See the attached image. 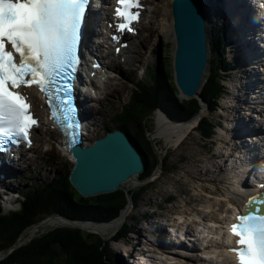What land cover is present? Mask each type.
I'll use <instances>...</instances> for the list:
<instances>
[{
    "label": "trees",
    "instance_id": "obj_1",
    "mask_svg": "<svg viewBox=\"0 0 264 264\" xmlns=\"http://www.w3.org/2000/svg\"><path fill=\"white\" fill-rule=\"evenodd\" d=\"M214 53L223 50L222 41H210ZM164 55L159 66L150 74L146 82H139L131 88V97L110 118L104 133L120 130L126 134L132 146L140 154L143 171L138 178L144 181L158 168H163L167 155L157 156L153 142L147 136L144 117L155 112L163 113L175 123L187 122L201 110L197 98L182 99L179 91L173 87L166 70ZM226 60H216L211 65L209 76L201 88L200 97L209 106L210 111L218 104L223 93L221 72L227 67ZM138 111L144 113L140 118ZM208 117L200 119L198 129L201 138L213 132V122ZM129 125H134V132ZM112 127V128H111ZM105 135V134H104ZM69 172L57 175L39 185L24 187L19 207L14 212H0V264H122L121 258L110 253V243L127 239L132 233L129 224L122 227L109 240L80 229L58 226L52 228L22 245L18 238L33 225L49 217H62L74 222L108 223L119 216L127 204L121 191L99 195L92 198L81 197L70 185ZM146 185L130 196L133 205L142 200ZM29 227V228H28Z\"/></svg>",
    "mask_w": 264,
    "mask_h": 264
},
{
    "label": "snow or ice",
    "instance_id": "obj_2",
    "mask_svg": "<svg viewBox=\"0 0 264 264\" xmlns=\"http://www.w3.org/2000/svg\"><path fill=\"white\" fill-rule=\"evenodd\" d=\"M87 0H0V148L28 140L37 121L30 114L21 87L36 86L46 98L50 118L74 141L75 120L71 81L75 77L80 28ZM118 30L131 31L138 20L139 0H118ZM115 39V37H114ZM10 45L11 50H7ZM71 142V141H70ZM264 187V185H262ZM264 196L248 202L244 215L231 225L237 237L238 264H264Z\"/></svg>",
    "mask_w": 264,
    "mask_h": 264
},
{
    "label": "rangeland",
    "instance_id": "obj_3",
    "mask_svg": "<svg viewBox=\"0 0 264 264\" xmlns=\"http://www.w3.org/2000/svg\"><path fill=\"white\" fill-rule=\"evenodd\" d=\"M171 2L172 0H158L157 5L159 7V11L157 9L156 11L161 19L162 26H160V32L156 34L159 35L160 33L161 36L153 38L151 46L146 49L144 61L136 63V65L138 66V70L135 71V68L131 67L129 72L126 73V77L131 78L124 81H122L121 79L122 83L120 86V90L114 92V90L116 89L113 86L107 94L109 96H113L104 97V95H102L104 97L102 102H100L98 106H94V108L98 110V113L92 115L91 117L93 127L92 130L87 133V137L84 139L85 144H92L96 139L103 137L105 128H108L110 126L108 125L109 118L116 111L120 112V107L127 103L131 97V86H129L128 83H136L138 81L144 80V68L146 66L148 67L151 65L156 66V64L158 63L157 60L159 59L158 53L160 54V56L164 55V58L166 59V70L169 75L168 78L172 86L175 87L172 64V52L173 50H175V44L166 39L165 32L163 31V26L166 25V21L167 24H169V21L166 19H168L170 15ZM208 28L211 29L210 38L213 42H216L218 32H215L213 30L211 23L208 24ZM145 34V29H142L141 35L138 40L141 41ZM158 43H160V46L162 47L161 49ZM229 56L230 54L227 53L225 58H228ZM215 62L216 56L213 50L211 65ZM207 75L208 73L205 74L204 78H206ZM223 84L228 85V80L226 79ZM222 98L225 103H230L231 101V99L227 96H222ZM220 104H222V101L220 102ZM138 112L139 117L143 118L144 113L142 111ZM220 112L225 116L228 114L224 111ZM208 114L209 112L206 109L205 113L202 116H208ZM218 114L219 111L211 113L210 119H213L215 122L218 121ZM158 115V112H155L151 115L144 117L143 120L147 130L146 134L149 140L153 142L157 156L162 158L164 155H167V162L165 163L164 167L161 168V170L158 169L144 181L138 182V184H132L127 182L128 184L125 183L123 185L125 192H136L140 187L144 186L145 184H148L146 185V191L143 194L142 200L138 202L135 206L132 205V210L129 212V217L126 220V223H128L132 228L134 227V229H132V233L128 235L127 239L122 240L121 243H110V253L115 258H121L123 262L124 258L122 254L123 252L126 253L129 249V245L127 244H132L136 248L147 246L145 245V243H142L144 239H142L141 235L146 234V231L143 230L144 228H151L150 226H148L149 221L151 222V220H153L154 218L166 219L171 211L175 217H178L183 212L187 211L184 207H182V204L188 201L192 196L194 198L195 194L200 192L204 196H207L208 191L203 192L202 187H200L199 185L201 181L194 182L193 176L202 172L206 167L210 166V156L215 152V150H222L225 153H228L229 150H231L230 146L223 147L224 144L222 142H218V138H220L221 141L229 140V137L223 135L222 133L218 132V135H215L213 137L212 141L217 142V146L213 149L208 141H203L200 138V132L197 128H193V130L188 131L185 136L180 137V132L168 128L169 126L167 124L159 126L156 123V117ZM129 126L131 131L134 132V125ZM50 146L53 148V150L47 151L48 146L38 145V147L32 150V153L27 155V157L29 159H32L34 163H31V165H33L31 169H26V171H23L21 169L20 171H18H22L26 175H28L29 178L25 182L20 180L18 181V177H20L19 174L21 173H16L12 177V181L10 182V184L15 191L23 187L42 184L43 182L48 181L57 175L71 171L73 163L71 162L69 156H66L60 151L55 139H51ZM47 156H49V162H47L46 166H44L43 160ZM215 186L217 185H212V187ZM220 188L222 194L225 195L226 192L224 191L223 187ZM168 197L174 198L168 204H165L164 200ZM19 200L20 199L15 200V204L13 206L7 205L0 195V205L4 206L3 210L0 208V212L4 214L7 212L16 211L18 209ZM9 207L13 208L14 211H7V208ZM179 207L180 209H177ZM217 214L218 212L214 210L213 212L207 214V219L200 218L198 219V221L201 222L200 224L207 223L211 219H214ZM48 222L49 221H44L40 224V226H35L27 229L21 235L19 239V244H24L25 242L30 241V239L39 236L42 233L56 226H61L60 224H47ZM119 228L109 231L102 235L100 233H93L89 231L85 232L89 234H96L102 237L104 240H109L112 236L115 235ZM206 253L211 255V249H208ZM172 258L177 263H182V259H177L175 257ZM213 258L216 259L218 257ZM217 260L220 261L219 259ZM140 261H142L141 258L137 260V262ZM186 263L194 264L192 261H188Z\"/></svg>",
    "mask_w": 264,
    "mask_h": 264
},
{
    "label": "water",
    "instance_id": "obj_4",
    "mask_svg": "<svg viewBox=\"0 0 264 264\" xmlns=\"http://www.w3.org/2000/svg\"><path fill=\"white\" fill-rule=\"evenodd\" d=\"M172 8L175 84L184 97L191 98L196 96L208 64L204 10L199 0H174ZM70 156L74 165L68 177L69 183L84 198L122 191V183L143 170L140 154L120 130L107 133L87 147L72 145Z\"/></svg>",
    "mask_w": 264,
    "mask_h": 264
},
{
    "label": "bare ground",
    "instance_id": "obj_5",
    "mask_svg": "<svg viewBox=\"0 0 264 264\" xmlns=\"http://www.w3.org/2000/svg\"><path fill=\"white\" fill-rule=\"evenodd\" d=\"M148 2H150V1H147L146 3H148ZM156 9H157L156 4H154V8L150 12L151 16L149 17L147 23L146 24H141V28L145 27L146 35L143 37V39L140 42V44L137 47H135V49H134V47H129V45H128L127 49L124 52H122L121 56H125L126 57V63H129L131 65V67L135 68V71H137V66H135V63H139V62H142L144 60L146 49L150 45V43L153 40V38L158 36V34H156V33L160 32L158 30L157 26L155 25L156 22L160 21ZM212 16H213V13H212L211 17ZM242 16H243V19L245 20V23L247 24V25H245V27L249 28V31L247 32L248 41L251 42V37H253L254 43L256 45H258V43L260 42L259 37L263 36L262 38H264L263 31H261V30L258 31V28H256V24L251 22V19L249 17V12L248 11L247 12L245 11L244 13H242ZM172 19H173V15H172V13H170L169 18L166 19V20H168L170 22ZM204 20L206 22V32H207V35H208V32H209L208 22H210V18H209L208 6L207 5L204 6ZM248 24H250V25H248ZM163 31L165 32L166 39H168L169 41H171L172 43L175 44L174 28H173L172 24L171 23L167 24V21H166V25L163 26ZM240 32L243 33V31H240ZM255 32H257V33L254 34ZM227 34H228L229 38L231 39V41H236L239 38L238 37L237 39L234 40V36H233L232 33H230V30H228V28H227ZM130 38L132 39V38H136V37L130 36ZM245 51L247 53V50H245ZM173 53H174V50L172 52V55H173ZM254 55H259V58H261V56H260L261 53H259V51H255ZM111 56H112L113 59H112V61L110 63H108V68H109L110 74L113 73V72H117V73H120L123 77H126V73H124L122 71L121 66L117 62H115V60L119 59V55L116 57V56L113 55V53H111ZM243 56H246V55H241L242 58H243ZM249 57H251V56L249 55ZM248 60L251 61V59H249V58H248ZM210 63H211V55L208 56V64H207V66H206V68L204 70V73L207 71L208 67H210ZM259 67H260V64L259 65H254L253 68H256L259 71V76L264 81V67H262V66L260 68ZM129 70H130V68H129ZM173 76H174V73H173ZM111 77H112V75H111ZM203 81H204V76H203V80L201 81V83L199 85L197 94L195 96V98H197V99H200V92H201V88H202L201 85H202ZM113 86H114V84H112L111 80H109L107 82V84L105 85V88H104L106 94H108V92L110 91V89H112ZM248 90H249L248 86L244 85V82H241L239 86L235 87V98H237L238 96L246 95V93H248ZM262 93H264V86H261L260 91L256 92V94H257V95H255L256 99H260L261 98L260 96L262 95ZM30 94H31V101H32V104H33V110L36 112V116H38L39 119H43L45 114H44V111L39 110L40 100L35 95L34 91L30 90ZM180 96H181V98H185L181 94H180ZM186 99H188V98H186ZM252 99H254V97ZM257 102H258V104L255 105L256 114H254L255 116H253V117L258 118L257 114H260L262 122H263V125H264V102H263V99H262V101H258L257 100ZM261 103L263 105H261ZM201 105H202V108H201L200 112L195 117H193V119H191V120H189V121H187L185 123L177 124V123L169 122L168 119L166 117H164V115L162 113H160V112H158L159 115L157 117L155 116L156 117V123L159 126L167 124L169 126L168 128H171L173 130H176V131L180 132V137H183V136H185V134L188 131H190L195 126L197 120L205 113L206 106H205V104L202 101H201ZM253 110H254V108H253ZM247 115L248 114H245V116H247ZM47 126H48V128H50V124H48ZM51 132H52L51 130H46L44 132V134H43V137H44V135H48ZM53 132L56 133L55 131H53ZM54 138H58V137H54ZM59 138L61 139L60 135H59ZM35 141H39L40 142L42 140L35 138ZM223 144H224V146H228V143H226V142L223 143ZM85 145H87V144H85ZM60 146L62 147L61 142H60ZM68 156H69L71 162H73L72 158L70 157V154H68ZM218 157H220V155ZM222 157H226V156H222ZM19 158H21L19 160L20 169H22L23 171H26V169H29L32 166L31 163H34V161L32 159H29L28 157H26L24 155L20 154ZM162 160L163 159H161L160 164L162 163ZM142 164H143V162H142ZM14 173H21L22 174L24 172H22V171L18 172V170L15 171V168H10V169L6 170L5 178H7V179L0 181V184L2 185L3 188H5L7 190L11 189L9 182L11 181V176ZM205 177H206V172L202 171V172L196 174L195 176H193V181L196 182V181H198V180H200L202 178H205ZM207 181L209 183H211V184H215L216 182H219V183L222 182L218 178L209 179ZM127 182L128 183H132V184H138V182H140V181L138 179V176H134L131 180H129ZM145 185H148V184H145ZM127 186H129V185H127ZM211 192H213V193L214 192L221 193V189L220 188H215V189H212ZM207 198L209 200L201 199V198L199 199V201H200V204H199V207H198L199 209L194 208L195 212H198L200 210V207H203V205H206V204H208V202H210V198L209 197H207ZM214 198H216V197H214ZM246 200L247 199H245L244 201H246ZM5 202L7 204L13 206L14 203H15V199L12 197V199L9 202H7V201H5ZM217 203H218V201H215V204H217ZM132 205H133L132 201L130 200V202L127 204V206L119 213V216L116 219H114V220H112L111 222H108V223H102V224H93V223H89V222L76 223V222H69V221H67L65 219H62V218H58V219L49 220V222L47 224L64 225L65 223H68L71 226L78 227V229H80V230H82L84 232L85 231H89V232H93V233H100L102 235V234H105V233H107L109 231H112L114 229H117V228L121 227L123 225V223H125L127 218L129 217V212L132 210ZM236 205H237V203L232 206L231 210H235V209L239 210L240 209L242 212H246L247 209H248V203L240 205L238 207L239 209L237 208ZM226 216H227V214H226ZM206 219H207V217H206ZM184 225H186L185 222H184ZM35 226H40V223H37V224L33 225L32 227H35ZM187 228H189V226H187ZM144 242L145 241L143 240L142 243H144ZM130 246H131V248H133V246L131 244H130ZM156 246H157V248H159V250H156V251L161 255V260L163 261V264H167V262H170V264H177V262L172 258L174 256H172V255L167 253L168 248H166L165 246H162V245H158V244ZM209 248L210 249H215L213 241H209L207 243V247L203 250V252L205 253ZM136 251L140 252V250H136ZM222 252H224V251H222ZM213 253L214 254H218L219 256H221V251H219V250H215ZM186 260H190V259H186ZM224 262L227 263L228 260L224 259Z\"/></svg>",
    "mask_w": 264,
    "mask_h": 264
},
{
    "label": "clouds",
    "instance_id": "obj_6",
    "mask_svg": "<svg viewBox=\"0 0 264 264\" xmlns=\"http://www.w3.org/2000/svg\"><path fill=\"white\" fill-rule=\"evenodd\" d=\"M24 233V232H23Z\"/></svg>",
    "mask_w": 264,
    "mask_h": 264
}]
</instances>
